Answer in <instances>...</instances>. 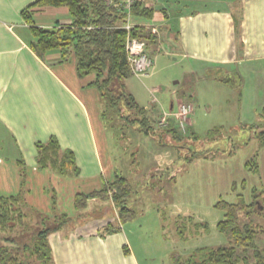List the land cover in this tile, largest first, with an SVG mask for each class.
Listing matches in <instances>:
<instances>
[{"label": "crops", "instance_id": "crops-1", "mask_svg": "<svg viewBox=\"0 0 264 264\" xmlns=\"http://www.w3.org/2000/svg\"><path fill=\"white\" fill-rule=\"evenodd\" d=\"M34 1L0 0L1 197L21 193L26 207L49 218L52 212L63 214L65 203L72 205L64 213L69 220L94 213L84 224H65L47 235L53 264H140L123 230L101 233L115 224L104 201L88 199L83 210L75 207L77 194L94 192L92 187H101L104 175L113 177L111 153L116 148L100 116V99L88 86L92 77L77 76L74 55L62 60L61 52L52 50L39 57L31 49L34 37L21 11ZM138 1L154 15L150 20L130 19V24L157 31L155 41L147 43L153 67L145 78L159 73L158 59L166 66L162 70L177 69L159 87L171 97L163 111H174L187 100L184 90L191 75L220 82L234 74L241 80L237 90L264 92V0ZM32 21L50 29L69 25L71 17L64 7H42L34 10ZM144 107L149 113L151 107ZM151 109L160 116L156 106ZM51 138L62 152L73 154L78 175L72 169L60 176L39 168L36 145ZM173 154L166 153V160L177 161L178 149Z\"/></svg>", "mask_w": 264, "mask_h": 264}, {"label": "rangeland", "instance_id": "rangeland-1", "mask_svg": "<svg viewBox=\"0 0 264 264\" xmlns=\"http://www.w3.org/2000/svg\"><path fill=\"white\" fill-rule=\"evenodd\" d=\"M163 67L166 66H163L162 59H158L157 70L160 71L152 80L132 76L126 81L128 92L138 106L148 109L154 105L161 111L160 116H156L150 108L146 114L155 133L163 106L168 110L171 100L170 92L160 91L159 87L162 88L161 83L168 73L177 72L175 67L162 70ZM197 76L191 75L187 90H184L187 100L182 99V102L190 103L193 111L189 117V129L182 134V139L173 140L171 136L163 139L162 136L163 143L159 144L157 139L161 136H145L139 122L141 116L134 115L123 101L119 104L120 116L110 121L106 115L102 120L116 148L111 153L115 178L104 175L102 186L91 189L96 193L93 199L102 200L100 191L116 177L127 180L131 192L126 203L128 211L120 213L123 221H120L109 197L104 198V206L114 226L119 225L118 231L125 232L140 264H174L175 256L185 259L200 248L228 245L227 237L216 228L224 216L217 203H232L241 195L248 204L252 202L253 193L264 192V146L254 131L264 125L261 112L264 92L237 90L238 76L234 74L225 84ZM102 103H99L100 112L104 107ZM125 116L132 122L128 123ZM121 135L125 139L122 140ZM177 149V161H172L174 157L166 160V153L171 155ZM247 162H250L249 166H246ZM71 206L65 203L64 213ZM18 207L15 204L17 215ZM31 209L21 207V219L14 216L0 227V246L17 253L24 262L38 264L29 250L19 247L27 244L33 249L40 232L57 226L62 219L55 220L57 212H52L53 217L49 218L35 214ZM260 211L262 213L258 214ZM257 212L249 214L247 219L258 231L264 225L261 203H258ZM93 217L94 213L89 211L87 215L72 217L66 226L81 225ZM201 225L206 229L199 230ZM254 244L264 248V234L258 232Z\"/></svg>", "mask_w": 264, "mask_h": 264}, {"label": "trees", "instance_id": "trees-1", "mask_svg": "<svg viewBox=\"0 0 264 264\" xmlns=\"http://www.w3.org/2000/svg\"><path fill=\"white\" fill-rule=\"evenodd\" d=\"M120 0H36L21 11L24 22L30 27L34 37L31 49L39 56L43 57L52 50L61 52L62 60L74 55L76 73L79 78L92 77L89 87L96 91L100 101L104 104L100 116L104 120L106 115L110 121L122 113L119 104L123 101L125 105L132 109L134 115L141 116L139 120L143 132L146 135L161 136L157 142L163 143L164 137L171 136L173 140L182 139L174 122L169 120L165 128H158L153 132L146 116L147 111L137 105L134 97L128 92L126 81L133 76L130 71L125 50V42L128 35L126 29L122 28L128 13L124 9L117 8L116 3ZM42 7H64L71 17L69 25L55 26L50 29H43L34 26L32 15L36 8ZM154 15V10L146 8L141 1L134 0L129 8V17L133 19L150 20ZM129 36L145 41L146 49L148 42L155 41V35L146 32L140 26H132ZM230 78H220V82L229 83ZM241 85L238 79L237 89ZM191 98V97H190ZM264 116V106L262 107ZM127 122L131 123L127 116ZM189 129V126H188ZM259 129V131H257ZM256 138L264 146V125L255 130ZM155 141V139H154ZM156 142V141H155ZM164 146V144L162 145ZM174 147V146H172ZM178 148V146H175ZM36 161L40 169H50L56 174L68 175V170L72 169L73 175H78L75 166L74 156L70 151H61L56 139L51 138L46 144H37ZM190 160V159H189ZM247 162L246 166H249ZM99 196L103 194L109 197L111 203L117 209L120 221H123L121 212L128 211L126 203L130 195V186L123 177H116L114 182L104 186ZM95 192L88 195L77 194L75 197L76 209L83 210L88 199L96 196ZM105 195V196H104ZM241 195L232 203L219 201L217 207L224 212L223 219L217 223V231L228 239V245L216 248H200L193 251L187 258L174 257V264H264V248L255 246L254 241L258 234H264V225L258 231L253 227V223L247 218L249 214L257 212L258 203L264 206V192L253 193L252 202L246 203ZM106 199V198H105ZM15 204L19 205L17 215ZM21 207H26L22 194L17 196L0 197V227L6 225L9 218L23 217ZM118 207V208H117ZM120 210V211H119ZM131 213V212H130ZM261 214L262 211L257 212ZM62 221L51 229L40 232V236L34 241L33 249L29 245L23 244L19 247L24 251H30L31 257H35L38 264H53L50 249L47 242V235L60 229L69 221V217L64 214L55 216V220ZM244 217V219H243ZM246 217V218H245ZM10 219V220H12ZM108 224L101 233H112L119 230ZM205 226H200L199 230H205ZM182 234V232H181ZM6 240V239H4ZM250 252V253H249ZM249 253V254H248ZM0 264H31L24 262L17 253H13L6 247L0 246Z\"/></svg>", "mask_w": 264, "mask_h": 264}, {"label": "built area", "instance_id": "built-area-1", "mask_svg": "<svg viewBox=\"0 0 264 264\" xmlns=\"http://www.w3.org/2000/svg\"><path fill=\"white\" fill-rule=\"evenodd\" d=\"M133 2L134 0H120L115 6L124 9L128 13L126 16L127 18L122 25V28L126 29L128 32L125 42L127 61L133 76L141 79L150 75L153 67V60L147 53L146 42L129 36V31L132 28V25L130 24L129 8ZM151 31L152 34H157L155 29H152ZM192 111V105L187 102L178 104L174 111H163L160 120L157 123L158 128H165L168 125L169 120H171L174 122L178 131L183 134L187 131V128L190 125L189 117Z\"/></svg>", "mask_w": 264, "mask_h": 264}]
</instances>
